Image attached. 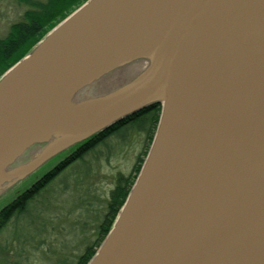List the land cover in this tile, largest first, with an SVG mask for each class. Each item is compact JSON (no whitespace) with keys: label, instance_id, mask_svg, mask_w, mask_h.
<instances>
[{"label":"water","instance_id":"obj_1","mask_svg":"<svg viewBox=\"0 0 264 264\" xmlns=\"http://www.w3.org/2000/svg\"><path fill=\"white\" fill-rule=\"evenodd\" d=\"M151 105L87 264H264V0H87L0 77V196Z\"/></svg>","mask_w":264,"mask_h":264},{"label":"rangeland","instance_id":"obj_2","mask_svg":"<svg viewBox=\"0 0 264 264\" xmlns=\"http://www.w3.org/2000/svg\"><path fill=\"white\" fill-rule=\"evenodd\" d=\"M26 10L14 0H0V39L22 20ZM140 70L139 65L133 66L131 72L135 74L130 79L137 77ZM117 82L122 83V79ZM143 142L134 133L112 138L62 173L31 203L27 213L0 235V264H76L84 250L96 241L106 195L119 175L126 177L133 172L144 150ZM67 153L51 158L7 189L0 196V209Z\"/></svg>","mask_w":264,"mask_h":264},{"label":"trees","instance_id":"obj_3","mask_svg":"<svg viewBox=\"0 0 264 264\" xmlns=\"http://www.w3.org/2000/svg\"><path fill=\"white\" fill-rule=\"evenodd\" d=\"M14 1L26 7L27 10L24 12L22 20L12 25L7 36L0 39V77L25 57L56 24L63 21L87 0ZM160 112L161 107L159 105H151L69 150L67 155L60 158L50 170L37 178L27 189L0 209V235L9 224L22 218L29 210L31 203L68 168L77 162L83 161L86 156L105 146L112 138L121 139L128 133H134L143 139V144L145 143L144 150L141 153V158L137 159L133 172L126 177L119 175L116 179V187L108 201L111 210L109 223L101 230V233L96 234L95 243L87 247L76 262V264H87L112 227L140 171L153 140Z\"/></svg>","mask_w":264,"mask_h":264},{"label":"flooded vegetation","instance_id":"obj_4","mask_svg":"<svg viewBox=\"0 0 264 264\" xmlns=\"http://www.w3.org/2000/svg\"><path fill=\"white\" fill-rule=\"evenodd\" d=\"M119 76H120V74L117 76V78H119ZM115 187H116V181L112 185V188L109 191V193L106 195L107 201H106L105 208L103 210L104 213H103V216H102L101 220L98 222L96 234L101 233V230H103L106 227V225L109 223V220H110L109 214H110L111 210H110V208L108 206V201H109V199L111 197V193H112V191H114Z\"/></svg>","mask_w":264,"mask_h":264},{"label":"bare ground","instance_id":"obj_5","mask_svg":"<svg viewBox=\"0 0 264 264\" xmlns=\"http://www.w3.org/2000/svg\"><path fill=\"white\" fill-rule=\"evenodd\" d=\"M7 163H4L2 165H0V183L4 180V178H6V174L4 172V169L6 167Z\"/></svg>","mask_w":264,"mask_h":264}]
</instances>
